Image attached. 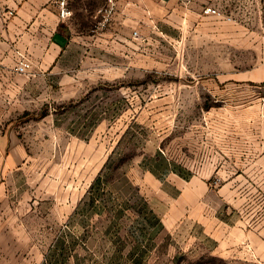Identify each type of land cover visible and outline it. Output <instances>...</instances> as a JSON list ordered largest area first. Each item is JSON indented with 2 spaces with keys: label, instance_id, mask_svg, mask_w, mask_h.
Instances as JSON below:
<instances>
[{
  "label": "rangeland",
  "instance_id": "374dc122",
  "mask_svg": "<svg viewBox=\"0 0 264 264\" xmlns=\"http://www.w3.org/2000/svg\"><path fill=\"white\" fill-rule=\"evenodd\" d=\"M106 5L72 3L58 69L0 89L16 223L48 264H231L264 232V0Z\"/></svg>",
  "mask_w": 264,
  "mask_h": 264
},
{
  "label": "crops",
  "instance_id": "0c3cea01",
  "mask_svg": "<svg viewBox=\"0 0 264 264\" xmlns=\"http://www.w3.org/2000/svg\"><path fill=\"white\" fill-rule=\"evenodd\" d=\"M241 1L248 0H214V5H238ZM76 2L70 1L71 9ZM58 3L59 0H0V89H7L8 95L14 92L16 81L26 82L17 72L20 54L31 61L29 71L32 72L45 74L60 66L58 62L71 30L69 22L74 11L72 9L70 19L61 21ZM8 109L2 111L0 106V205L6 199L8 205L0 206V264H48L40 252L41 245L33 239L32 226L16 223V209L14 205L10 207V193L5 190L24 160L16 115H13L15 108ZM1 118L6 123H1ZM242 236L241 240L233 241L230 248L218 246L217 256L231 264H255L252 258L257 253L264 264V232L249 230Z\"/></svg>",
  "mask_w": 264,
  "mask_h": 264
},
{
  "label": "built area",
  "instance_id": "2783aa9c",
  "mask_svg": "<svg viewBox=\"0 0 264 264\" xmlns=\"http://www.w3.org/2000/svg\"><path fill=\"white\" fill-rule=\"evenodd\" d=\"M71 0H59V18L61 21H66L73 16V11L70 8ZM107 5L105 8L104 24L109 21L110 16L113 14L115 8L117 7L119 0H106ZM206 14H217V11L211 7L207 8ZM31 68V61L25 56L20 54L17 66V72L20 74L28 73Z\"/></svg>",
  "mask_w": 264,
  "mask_h": 264
}]
</instances>
